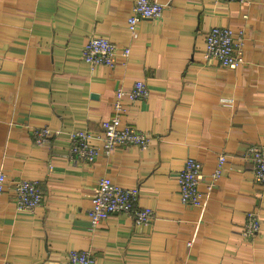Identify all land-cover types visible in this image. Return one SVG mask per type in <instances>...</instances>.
Returning <instances> with one entry per match:
<instances>
[{"label": "crops", "instance_id": "obj_1", "mask_svg": "<svg viewBox=\"0 0 264 264\" xmlns=\"http://www.w3.org/2000/svg\"><path fill=\"white\" fill-rule=\"evenodd\" d=\"M160 19L128 30L135 0H0V264H65L70 251L94 264H264V187L249 150L264 145V0H151ZM213 27L243 32L245 64L223 67L205 54ZM94 35L130 47L127 65L92 67L83 49ZM149 88L121 127L150 134L148 146L103 150L90 162L69 155V133L103 132L118 88ZM59 135L35 144L33 130ZM222 178L212 184L219 156ZM203 164L201 207L184 206L179 175L187 158ZM138 186L148 224L88 217L99 181ZM38 182L43 205L17 210L14 183ZM260 231L244 236L246 215Z\"/></svg>", "mask_w": 264, "mask_h": 264}, {"label": "built area", "instance_id": "obj_2", "mask_svg": "<svg viewBox=\"0 0 264 264\" xmlns=\"http://www.w3.org/2000/svg\"><path fill=\"white\" fill-rule=\"evenodd\" d=\"M245 4L247 0H223ZM164 8L160 3L151 0H135L133 15L128 18V30L134 32L142 20L160 19ZM245 37L243 32H237L229 27H213L206 35L205 54L209 60L215 59L223 67L237 69L245 64ZM132 54L130 47L119 48L111 39L104 35H94L83 49L84 61L92 66H106L114 69L127 65ZM149 88L144 81H134L129 91L118 88L114 100V115L103 123V132L73 131L69 133V155L79 161H94L101 151L112 154L117 148L131 146L146 147L151 137L146 131L136 127H121L122 117L128 112L130 103L137 99H146ZM59 135L49 127L33 130L35 144L41 146L49 139ZM253 162L252 174L255 182L264 187V145L249 150ZM227 156L218 158L217 166L212 172V184L209 189L223 176ZM204 176L203 164L193 157L187 158L179 175L180 200L187 207H201L203 192L200 185ZM17 210L34 213L43 205V194L38 182L21 179L14 183ZM7 187V177L0 171V197ZM140 197L138 186L125 187L115 183L111 178L104 177L99 181L98 192L91 200L88 211L92 227H97L113 215H127L135 219L136 224H148L155 219V211L149 207H138ZM244 236L253 237L260 231L258 213L249 212L246 215ZM7 264V263H5ZM65 264H94L90 252L70 251Z\"/></svg>", "mask_w": 264, "mask_h": 264}, {"label": "rangeland", "instance_id": "obj_3", "mask_svg": "<svg viewBox=\"0 0 264 264\" xmlns=\"http://www.w3.org/2000/svg\"><path fill=\"white\" fill-rule=\"evenodd\" d=\"M244 35V34H243Z\"/></svg>", "mask_w": 264, "mask_h": 264}]
</instances>
